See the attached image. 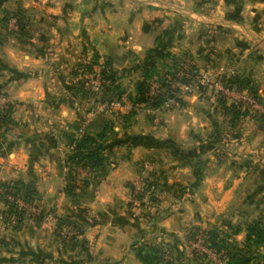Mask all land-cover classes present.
<instances>
[{"label":"crops","instance_id":"obj_1","mask_svg":"<svg viewBox=\"0 0 264 264\" xmlns=\"http://www.w3.org/2000/svg\"><path fill=\"white\" fill-rule=\"evenodd\" d=\"M64 1L47 5L46 21L41 23L45 32H55V36L22 50L19 56L15 47L6 54L0 50L1 89L9 100L29 103L27 114L17 121L19 128H25L23 134L30 135L20 139L18 132L10 131L17 143L11 152H0V181L22 179L35 185L41 202L61 218L79 223L81 235L61 240L48 224L23 221L10 231H0V264L32 263L33 257L42 259L41 264H143L135 254L138 246L147 249L164 244L170 246L167 254L174 261H184L187 244L182 212L160 199L132 198L128 180L137 173L135 154H106L119 162L99 170L100 180L88 179L74 198L62 191V154H26L23 145L38 144L39 137L47 140L50 135L62 144L74 136L78 116L69 103H81L71 88L74 77L67 75L74 61L94 56L100 63L108 57L116 76L131 65L140 75L146 50L155 44L156 35L163 36L164 29L170 35L188 32L195 24L213 32L206 34L211 39L203 40L200 48L193 39L183 44V36L176 34H171L174 46L167 47L171 42L163 40L162 45L167 50L183 45L196 65L202 64L199 71L211 74L209 68L223 67L247 76L257 93L264 95V0ZM179 16H184L180 22ZM53 17L55 21H47ZM34 103L45 107L46 114L36 118ZM55 110L59 114L52 117Z\"/></svg>","mask_w":264,"mask_h":264},{"label":"rangeland","instance_id":"obj_2","mask_svg":"<svg viewBox=\"0 0 264 264\" xmlns=\"http://www.w3.org/2000/svg\"><path fill=\"white\" fill-rule=\"evenodd\" d=\"M58 2L63 0H0V50L3 54L15 47L19 56L25 49L39 46L40 42L55 36V32H45L41 23L46 21L47 5L55 6ZM64 2L66 4L69 1ZM14 16L20 19V28L16 21L12 20ZM183 18L184 16H179L177 21L180 22ZM55 19L56 17H53L47 21ZM192 28L188 32L178 30L171 34H176L177 37L182 35L183 44L185 40L193 39L198 48L202 47L203 40L211 39L206 37V34L212 35L213 32L209 33L201 25L193 24ZM171 34L160 37L164 43L171 42L167 47L174 46ZM31 37L33 39H29ZM163 48L166 49L165 46ZM167 51L168 57L156 61V68L161 74L169 70L172 60L178 63L188 58L194 63L197 73H204L207 79L203 80L205 83L197 86L193 84L190 89L180 87L173 90L174 94L167 95L165 101L153 111H150L151 107L140 104L131 112L125 113L122 108H113L106 104V101L117 95L120 90L122 93L119 96L131 100L134 81L140 77L135 66L119 70L120 75L117 77H121L120 81L112 83L111 87L104 86V82L95 87L92 81L94 75L99 74V59L92 56L74 61L67 69V75L74 77L70 82L73 84L71 88L78 93L81 100V103L75 105L69 103L76 108L78 116L74 125V136H79L78 128L82 132H94L102 128V152L106 156L103 168H112L119 162L117 157H109L106 154H135L137 173L134 178L128 180L131 183L132 198L143 202L160 199L163 203L170 202L174 210L182 212L185 217L187 254L184 261L177 259L175 264H186L189 261L194 264H225L232 254L234 259L238 255L246 257L248 261L244 264H264V95L257 93L261 99L258 102L263 104L260 111L235 98L250 94L246 88L239 87L236 82L232 85L225 82V78L235 75L251 82L247 76L223 67L217 70L209 68L211 74L205 72V69L199 71L202 64L198 67L191 52L183 45ZM84 61L90 63V69L83 68L78 72L77 62ZM154 78L149 80V90L152 91L160 87L158 80ZM221 83L231 87L233 91L229 88L225 92L224 89H219ZM7 96L8 93L0 86V115L5 104L9 105L10 113L6 124L3 123V127H0V152L4 153L11 152L17 143L11 137L10 131L18 132L20 139L30 136L23 134L21 129L25 128H19L17 121L23 120L29 103H20L14 99L11 101ZM32 109H35L32 113L36 118L46 114L45 107L42 108L36 103L32 104ZM233 111L237 112L235 116ZM52 114V117H55L59 110L53 111ZM10 123L13 125H9ZM39 138L38 144L23 145L26 154H62L63 160L70 150L68 137L62 144L58 143L53 135L47 140ZM99 174L97 168L95 172H88L78 167L74 174L75 182L77 186H83V179L86 183L88 179L100 180V177L96 176ZM12 180L15 179L3 180L0 184ZM142 181L147 188L140 187ZM22 182L33 188V198L45 213L38 216L29 206L19 212L15 211L13 215L6 213L3 215L4 220L0 218V231H10L26 221L39 225L48 224L57 239L79 238V223L61 218L53 208L46 207L37 197L35 185L23 180ZM0 201L1 213L5 208L1 189ZM45 214H50V217L46 218ZM8 217L9 222L6 221ZM57 221L73 224L79 231L68 237L60 236L56 230ZM252 221L257 222L263 234L262 240L257 242L245 236L246 226ZM194 230L200 233L203 242V232H213L215 235L210 242L218 254L213 252L210 256L194 250L189 237ZM202 241L199 244H202ZM163 246L170 247L165 244Z\"/></svg>","mask_w":264,"mask_h":264},{"label":"trees","instance_id":"obj_3","mask_svg":"<svg viewBox=\"0 0 264 264\" xmlns=\"http://www.w3.org/2000/svg\"><path fill=\"white\" fill-rule=\"evenodd\" d=\"M14 19L16 21V24L21 27L19 24V18L14 16ZM163 35L167 34V30H162ZM164 46L162 45V40L158 35L155 36V44L151 47H149L146 50V53L143 57L142 65L140 67V77H138L134 81V93L131 97V100L134 102H141L143 105L154 108L159 106L164 100L167 95H173V90H176L177 87L174 84V81L179 82H187L189 78H194L197 75V69L193 62H190L189 68L187 69L186 74L181 75L180 77L174 76V70L177 65V62L175 60H172L170 63L169 70H166L165 73H160V71L156 68V61L164 59L165 57L169 56V52L167 50H164ZM82 63V64H81ZM90 63L89 62H77V71L80 72L81 69H90ZM73 71V73H75ZM99 75L103 81H106L107 83H104V86H110L112 83L116 84V72L114 69H112L110 60L108 57H105L100 63H99ZM153 77L158 80V85L160 86L159 89H156L155 93L152 96H148L147 92L149 90V80H151ZM225 82L227 84L232 85L234 82L239 87L246 88L249 93L257 98V100L261 101L259 98L256 88L253 84H251L250 81L247 79L244 80L243 78H239L238 76H228L225 78ZM173 87V88H170ZM163 88L162 90H160ZM121 89V88H120ZM109 90V89H108ZM171 90V91H170ZM122 91L120 90L119 93L115 96H119ZM176 100V98L174 97ZM4 111L0 115V127L2 128L3 123L6 124V121L9 117V105H4ZM127 112V111H126ZM125 112V113H126ZM131 112V110L129 111ZM236 111H233V115H236ZM104 136V131L101 128L98 131L89 132V131H83L79 136H68V143H72V147L70 148L69 152L65 154L62 164L67 165V169L65 170L64 174V182L62 186V191L72 197H77L79 194V191L84 187L86 184V180H82L83 186L79 185L77 186L75 182V171L78 167L83 168L85 170L89 171H97L102 170L104 166V159L106 158L105 154H103V145L101 141ZM148 186L146 185L145 188ZM1 189V195L3 198V201L5 202V199L3 197V192L9 191L12 193H19L25 200L33 199L34 197V191L33 188L30 187L29 184L22 182L20 179H15L9 182H2L0 184ZM12 210V206L9 204L7 208L1 212L8 213ZM63 222V221H61ZM197 230H194L191 234H189V237L191 238V245L193 244V241L196 239L197 235L200 234ZM191 235V236H190ZM204 235V243L215 253L218 254V251L212 246V243L210 242L211 239L214 237L213 232H209V230H205L203 232ZM245 236L247 238H252L255 242L262 240L263 234L261 228L258 226L256 221H252V223H248L245 229ZM167 246H150L147 249L144 248L143 245L138 246L135 249V254L139 258V260L143 264H175V261L170 257L169 254H167ZM195 250V249H194ZM192 250V251H194ZM202 252V251H200ZM204 253V252H202ZM205 254V253H204ZM229 262L225 261V264H244L248 261V259L244 256L238 255L237 258L234 259V254L230 258H228ZM32 264H41L42 259L39 257H33Z\"/></svg>","mask_w":264,"mask_h":264},{"label":"built area","instance_id":"obj_4","mask_svg":"<svg viewBox=\"0 0 264 264\" xmlns=\"http://www.w3.org/2000/svg\"><path fill=\"white\" fill-rule=\"evenodd\" d=\"M12 20H15L14 17L12 18ZM190 60L188 58H185L184 60H180L174 70V76L180 77L183 74H186L187 69L189 68V64H190ZM89 75V74H88ZM204 73H200L194 77V78H189L187 82H179V81H174V84L176 85V87L178 89H180V87H184L185 89H190L192 88L193 84L194 85H198V84H202L205 83L203 82L204 79H207V77L205 76ZM95 85V87L98 86V84H100V82H104L107 83L106 81H103L100 77L99 74H95L93 77V81H92ZM220 84V83H219ZM224 86V88H222ZM230 89L231 91H233V89L231 87L225 86L221 83V85L219 86V89H224V92L227 89ZM156 89L154 91L149 90L147 92L148 96H152L155 93ZM238 100H241L243 102L249 103L251 106L255 107L258 110H262L263 109V104L258 102L257 98L251 94H246L245 96H242V98L239 97H235ZM165 101V100H164ZM163 101V102H164ZM106 104L110 107L113 108H122L123 110L126 111H130L133 108H135L136 106L142 104L141 102H134L131 100H126V97L124 98L123 96H113L111 97L109 100L106 101ZM78 134L80 135L82 133L81 129L78 128ZM76 136V135H75ZM69 147H72V143H69ZM64 171L67 169V165L66 164H62ZM140 186V184L138 185V187ZM145 184L143 183V181L141 182V188H145ZM139 187V188H140ZM3 197L5 199V209L7 208V206L10 204L12 206V210L8 212L9 215H13V213L19 212L20 209H24L25 207L27 208L28 206L30 207V209L32 210V212H35L36 214H38V216H41V214L43 215V210L41 209V206L39 205V203L36 202V200L30 199V200H25L19 193H12L9 191H5L3 192ZM5 213L1 212L0 213V218L2 220L5 219ZM45 217H50V214H45ZM10 218H6V221L9 222ZM56 230L60 233V236H64V237H68L71 234H75L79 231V229L77 228V226L73 225V224H68V223H63L60 221H57V226H56ZM200 234L197 235L196 239L193 241V247L195 250H199L202 251L204 253H206L207 255L213 254V251L202 241V238H200L199 236ZM202 235V234H201ZM204 238V236H203ZM202 241V244L199 242ZM198 246L200 248H198ZM211 256V255H210ZM32 264V263H30Z\"/></svg>","mask_w":264,"mask_h":264}]
</instances>
